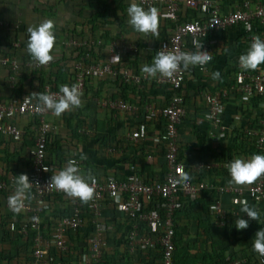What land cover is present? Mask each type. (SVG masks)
Here are the masks:
<instances>
[{"label": "crops", "instance_id": "obj_1", "mask_svg": "<svg viewBox=\"0 0 264 264\" xmlns=\"http://www.w3.org/2000/svg\"><path fill=\"white\" fill-rule=\"evenodd\" d=\"M90 1L0 0V57L15 59L20 64L23 63L25 65L24 59L27 57V50H25V47L21 51L17 50L22 45L27 44L28 33L26 29L29 26H37L44 20L50 19L55 25L54 35L56 39L52 52L54 57L53 62H59L66 67L72 65V71L74 72L76 67L81 63H76L72 55L75 49L70 45V42H78L77 39L87 42V40L95 36L89 20L92 15H95L99 11V6ZM209 1L212 2V6L207 11L192 10L183 3L180 7L179 16H182V18L188 16L193 21L207 20L214 13L219 12V15H225L234 12L240 9L242 4L247 1L252 6L261 3V0ZM127 4L129 3L127 2ZM153 7L157 8L159 13V37L136 32L128 23L129 17L123 23L115 20V12L110 13V17H108L110 22L108 29L113 37L118 35L119 40L117 42H126L125 44L128 46L134 45L132 48L135 47L136 51L133 52L135 53V57L130 56V59L125 61L138 60L140 62V68L145 64H152L154 51L159 45L158 42L169 40L175 31L169 22L161 19L164 13V5L161 4ZM145 9L147 10L148 8ZM16 29L18 30L19 48L16 47V42H10V36H14V30ZM73 32L76 34H73ZM243 32H245L243 28L230 27L223 31L209 34L203 40V46L209 45L213 48V63L209 71L202 73L197 66L190 67L186 71L183 94L186 96L184 100L186 101L187 116L180 124L179 150L182 152V156L181 153L179 156H181L180 158H182L183 163H185V166H187L191 174L196 173V165L200 162L213 163L215 161L214 155L226 148L228 139L232 135L231 132L228 137L222 140L217 137L216 134H218V131L216 127L204 118L207 104L197 91L199 88H205L206 90L217 89L216 93H213L217 94L222 89L219 86V79H212V73L218 71L220 76H227L235 66L238 65L239 67V56L245 54L249 49L248 44L241 37L244 34ZM71 34L73 35L70 36ZM150 46L153 48L150 49ZM99 50L96 49V53ZM197 50L190 44V41H187L183 52H195ZM108 54L109 48H106L95 62H106ZM29 66H35V64L27 62L26 67ZM129 66V63H125L121 72H131ZM154 80L150 78L142 86L130 85L132 89L133 86H136L137 89H131V91L126 92L130 100L129 102L141 103L143 106L154 105L158 108L168 105L172 95L169 87L166 85L158 86ZM39 83L38 76L30 75L24 70H21V68L18 72H10V69L0 66L1 101L8 102L17 97L19 94H15V91H22L23 96L27 94L31 95L32 93H41ZM120 85H122L121 80H117V77L111 75L102 79H89L86 82V87L83 92L82 107L67 111L60 117H56L52 112L48 115L47 120L56 127L52 132V141L55 143L58 142L60 146L64 147L60 150L54 147L50 150L52 153H48L47 155L52 175L62 170L67 165L69 159L85 157L79 164L81 174L85 176L90 174L100 181L111 176H114L118 180H123L129 175L131 167L149 183L164 180L168 171L165 158L166 149L162 142L156 143L154 140L159 136H164L165 120L146 121L141 113L131 115L123 111H110L99 108L96 105L97 99H115V96H119L121 92ZM48 86L46 85V87ZM204 92L206 94H212V91ZM141 93L145 95V99L148 100L147 102H143L141 97H139ZM223 102L226 110V121L235 127L237 124H233L234 113L239 108L241 102L236 97L223 99ZM72 115L71 127H76L77 124H81L78 129V134L75 135L69 130L68 123L65 121V119L68 121ZM16 122L21 127L24 136L22 141L17 143L2 136L0 137V176H4L8 172H11L15 178L20 174H27L28 176L31 174L29 150L35 144V140L34 142L31 141L33 138H36L38 122L31 117L19 118ZM141 125L145 126L147 134L143 139L135 141L131 138V134ZM186 146L191 147V151H188ZM244 157L241 155L237 158L244 159ZM13 193L7 192V195L0 194V255H2L0 257V264H28L30 259L27 260L26 256L25 258L24 256L23 258L21 257L23 247L25 250L26 248H29V251L32 250V248L26 247L28 237L20 234L23 238L18 239L16 236L11 235L8 228L11 221L17 219L22 221L28 218L27 215L21 212L18 214L14 213L8 207V197ZM198 199L192 201L193 211L190 214L184 213L185 210H183L184 212L182 211L180 214H176V218H174L177 225L181 228L178 238L182 237L184 243H189L190 249L198 237L205 239L206 230L203 228L208 229L209 227V224L206 222V216L202 212V207H206L207 214L211 215L210 206L218 199L227 210L233 208L230 204V196L217 195L214 189L204 192ZM245 200L261 216L264 215V208L260 207L261 205L255 204L248 196L245 197ZM71 202L72 199H68L65 195H53L46 198L44 203L46 210L41 216L40 229L47 241L52 240L56 221L66 216L68 211L72 209ZM187 203L188 201L184 204ZM239 208L241 207L237 208L238 212L242 214ZM103 209L109 211L113 209V206L109 204L108 206H104ZM89 211H83L81 234L79 236L72 235V238H68L70 251L66 253L71 256V264H76L75 262L77 264H84V259L81 260L80 257V250H85L84 246L86 243H83L84 239L87 238L86 240H89V244H86L88 250L90 249L92 239L100 228L105 229L103 230L105 258L108 256L110 259L116 260L118 264H153L160 262L159 251H153L151 254L145 252L143 257L137 256L133 259L132 254L135 249L132 250L130 245V234L133 222L124 214L119 212L113 214L112 212L105 217L103 210L100 216H95ZM201 212L202 216L199 217L198 213L201 214ZM233 217H236V215H232L227 223H230ZM212 220L216 228L214 233L220 234L217 229L224 227L217 226L216 219L213 216ZM255 224L256 226L254 225L247 229L239 230L238 232L235 231V235L232 237L233 242L230 245L225 243L219 249L230 246L231 250L227 255H233L234 253L240 254L244 251L248 257H252L255 252L253 250V241L256 234L255 229L256 227L264 229V221L261 225L258 224L259 226L257 222ZM55 250L56 248L51 244L49 247L50 254H53ZM193 250H195L194 247ZM128 255H131L129 261L127 258ZM29 256L31 258V254ZM156 256H158V259L154 258ZM241 259L243 258H235L233 260ZM55 261L56 259L53 263L58 264Z\"/></svg>", "mask_w": 264, "mask_h": 264}, {"label": "built area", "instance_id": "obj_2", "mask_svg": "<svg viewBox=\"0 0 264 264\" xmlns=\"http://www.w3.org/2000/svg\"><path fill=\"white\" fill-rule=\"evenodd\" d=\"M143 7H153L163 4L165 11L163 18H169L177 21L179 18V5L186 4L194 10L207 11L211 8L212 2L209 0H132ZM219 13V12H218ZM214 13L207 20H194L178 24L169 40L161 42L158 51L167 48V50L183 52L185 44H190L196 49L193 41L203 40L212 32H220L230 27L243 28L244 42L250 47L253 37L260 36L264 40V2L252 6L250 2L242 4L240 9L225 15ZM87 42L71 41L73 48H81ZM92 44H95L93 42ZM19 46V45H17ZM213 48L204 45L201 51L205 50L212 55V60L206 64L203 69L198 66L202 73H207L213 63ZM135 50V47L128 46L123 42H114L109 47L108 58L106 62L89 63L90 53L87 52L85 58L86 63L79 64L75 69V77L73 84H79L82 93L85 90V83L88 79H102L109 75L117 77L116 68L121 61H113L114 55H119L121 60L123 56ZM136 51V50H135ZM18 61L15 59L0 57V65L9 67L12 71H18ZM50 63L44 67H48ZM37 67H40L37 64ZM125 84L141 85L148 82L150 78L146 77L142 72L133 73V71L120 72ZM186 71H178L173 78H163L159 75L155 78L158 86L166 85L171 91L169 104L164 107H155L154 105L143 106L141 103L136 104L127 102L124 99H97L98 107L108 110H116L127 112L131 115L141 113L146 121H154L164 119L166 122L164 136L155 138L156 143H163L166 149L167 174L162 181L149 183L145 181L133 167L130 169L129 175L118 180L114 176L108 177L103 181L95 179L94 197L88 203V209L95 215L100 216L102 209L108 202L117 211L125 214L131 220L132 231L130 234L131 249L134 250L138 245L142 248L156 249L158 246L162 248V264H173V255L175 251V228L174 214L183 203L188 200H197L204 192L214 189L217 195L230 196L232 209L223 207L220 200L216 199L210 206V213L216 219L217 226H226L232 215H239L238 207L246 201L248 196L255 204L264 202V176L259 177L248 188H236L231 185L217 186L205 181L195 182L192 179L185 186L173 187V179L177 176L178 170L189 173L187 166L183 163L179 156V126L183 119L187 116L185 106L183 87L185 82ZM42 93L60 95L59 90H53L50 86L46 87ZM203 101L207 104L205 120L214 125L218 131L217 137L225 139L229 133L245 138L253 143L257 150L264 155V64H261L257 70L245 71L240 68L233 77V82L228 88L220 90L217 94H200ZM83 96V95H82ZM236 97L240 100L239 108L236 109L233 118L235 127L227 123L225 118V104L223 99ZM82 99V97H81ZM258 103H253V101ZM38 100L34 96L24 95L15 97L5 102L0 100V135L6 139H12L14 142H20L23 138V131L16 123V120L23 117H31L37 120L38 129L36 133L35 144L29 150L31 160V174L29 180L33 183L30 193V200L25 201V208L21 211L28 218L20 221H11L8 225L9 231L23 236H30L35 233L33 240V249L28 264H50L55 257L50 254L49 247L52 244L57 252L66 253L69 250L68 232H77L83 226L82 207L83 203L77 198H71L72 213L63 216L57 220L52 234V240L47 241L41 232V216L46 210L45 200L48 196L64 195L62 191L47 187L51 179V166L47 163V143L49 142L52 132L56 129L47 120L51 111H37ZM247 117V125L244 124ZM257 121V122H256ZM244 124V126H242ZM241 127V128H240ZM146 128L141 125L131 134V138L135 141L141 140L146 136ZM164 140V142H163ZM77 161V164L83 159L71 158ZM244 159H246L244 157ZM214 163V164H213ZM202 163L196 165V172L200 170H210L215 167H222L228 172L227 165L229 161H223L222 164ZM47 169L45 171L44 169ZM15 176L11 175L7 180H0V191L7 190L14 192ZM91 184V181H89ZM157 197L165 199L164 206L165 217L161 215L163 209L160 202H157L154 208L149 209L148 205L153 203ZM214 209V210H213ZM247 216V214H246ZM32 217H37L36 221ZM142 224H146L150 228L151 235H140L139 228ZM104 228H100L91 241L89 254L84 258V264H100L103 258V249L105 247ZM51 242V243H49ZM246 260H233L229 264H245Z\"/></svg>", "mask_w": 264, "mask_h": 264}, {"label": "trees", "instance_id": "obj_3", "mask_svg": "<svg viewBox=\"0 0 264 264\" xmlns=\"http://www.w3.org/2000/svg\"><path fill=\"white\" fill-rule=\"evenodd\" d=\"M90 2H94L99 6V11L95 14L92 15L90 18V25L93 27V34L95 36H93L90 40H87V43L85 45H82L81 48H74L75 51H73L72 55L74 56V59L76 61V63H86V61H81L83 58H85V55L87 54V52L90 53V57H89V63H93L96 61V59L99 58V55L106 50V48H109L114 42H117V40H119L118 35L116 37H113L110 30L108 29V24H110L108 17H110V13L115 12L116 14V18L115 20L117 22L123 23L126 21V19H128V15H127V8L130 6L131 3H133L132 0H91ZM127 2L129 4H127ZM261 2H264V0H261ZM138 4V3H137ZM139 5V4H138ZM182 4L179 5V11H180V7ZM141 6V5H140ZM157 6V5H156ZM143 7V6H141ZM143 8H149V7H143ZM189 8V7H188ZM192 9V8H190ZM194 10V9H192ZM164 11H165V6H164ZM117 13H119L117 15ZM179 14V13H178ZM162 20H164L165 22H169L170 26L175 30L176 26L178 24L184 23V22H191V20L193 21V19L189 18L188 16L185 18H182V16H179L177 21H173L169 18H161ZM241 29V28H240ZM15 34L14 36H10V42H16L18 43V30H14ZM245 34V32H243ZM73 34H76L75 32H73ZM73 34H71L70 36H72ZM243 34V35H244ZM243 37V36H241ZM78 42H85L84 40H79L77 39ZM95 42V44H92L93 42ZM159 45L161 44V41L158 42ZM158 45V47H159ZM25 47V50H27V44L23 45V48ZM96 49H100L99 52L96 53ZM158 52V48L154 51V56L156 55V53ZM137 53H139L137 51ZM130 56H132V52L127 53L123 56L122 60H121V64L116 68L118 74H117V80H121L122 85H120V94L119 96H115L114 98H121L126 100L127 102L130 101L129 97L126 95L127 91H131V86L129 84H125L123 82V79L120 76V72L122 67H124L125 63H129L130 64V69L131 71H133V73H140L141 72V68L139 67L140 62L138 60H134V61H130V62H126L125 60L130 59ZM138 57V56H136ZM25 65L23 63L19 64L18 62V66L21 67V70H24L26 73H29L30 75H34V76H38V81L39 86H40V90H44V88L46 87V85H49L53 90H58L60 89L61 85L67 84L69 87H71L74 83V73L72 71V65L70 67H66L64 65H61L59 62H50V65L46 68L44 66L35 68V66H29L26 67V63L27 62H31L33 64H38L37 62H35L34 60H32V58L30 57L29 53L27 54V57L24 59ZM1 66V65H0ZM2 67V66H1ZM6 69H10L9 67H5ZM239 70L238 65L235 66L232 71H230L228 73L227 76H220L219 78V86L224 89V88H228L231 83L233 82V77L235 72ZM19 71V70H18ZM18 71H12L10 69V72H18ZM12 74V73H11ZM48 83V84H47ZM146 83V82H145ZM144 85L141 84L140 86ZM133 89H137L136 86H133ZM132 89V90H133ZM221 89V90H222ZM140 90V89H139ZM204 91H212V93H216L217 89H205V88H199V90L197 91L198 94L200 95L201 93H203ZM15 94H19L17 95V97H22L23 96V92L22 91H15ZM28 96H32L30 94H27ZM141 93L139 94V97H141L143 102H147L148 100L145 99V95ZM186 98V96H184ZM140 100V102H142ZM253 103H258V101H253ZM185 106H186V101H185ZM72 116H70L69 120L67 121L65 119V121L68 123V128L69 130L73 133V135L78 134V129L80 128L81 124H77L76 127H71L72 125ZM257 122V121H256ZM17 123V122H16ZM19 125V124H18ZM181 129V127L179 126V130ZM24 136V134H23ZM1 137V135H0ZM23 139V138H22ZM36 138H33V140L31 142H34ZM11 141H13L12 139H9ZM14 142V141H13ZM17 143V142H15ZM58 148L63 149L64 147L60 146V143L58 142H54L52 141V138H50L49 142L47 143V155L48 153H52L50 152V150L52 148ZM188 151H191V147L186 146ZM179 148H180V141H179ZM57 149V150H58ZM181 153L182 156V152L179 150V154ZM64 155V153H62ZM254 154H260L261 153L257 150L256 146L251 143L250 141H248L245 138H241L237 135L232 134L231 137L228 139V145L226 146V148L224 150H221V152H219L218 154L214 155V162L218 165V164H222L223 161H229L232 162L234 159H236L237 157H240L241 155L245 156L246 159H249L252 155ZM180 156V157H181ZM30 158V157H29ZM182 159V158H181ZM70 160V159H69ZM68 160V161H69ZM47 163L49 164L48 160ZM30 165H31V160H30ZM31 167V166H30ZM12 175L11 172H8L6 175L4 176H0V180H7L10 176ZM191 179L193 181H206L209 183H212L215 187L217 186H224V185H229V180L231 178L228 177V172L222 168V167H215L213 169L210 170H200L199 172H196L194 174H189ZM251 186V185H250ZM247 186L246 188L250 187ZM7 192H11V191H7V190H3L0 191V194H4L7 195ZM68 199H71V197H68L66 194H64ZM60 196V195H59ZM199 200V199H198ZM71 201V200H70ZM157 202H160L161 206H162V210L161 215L164 218L165 217V199L161 198V197H157L156 200L153 203H150L148 205L149 209L154 208L155 204ZM89 203V202H88ZM88 203H83V207H82V213H81V217L83 218V211H89L88 209ZM110 203H106L105 206L109 205ZM257 205H261L260 207L264 208V202L257 204ZM71 209V207H70ZM209 209V208H208ZM240 209V208H239ZM69 210V209H68ZM103 210V215L105 214V217H107V215L109 213L116 214L118 211L116 208L113 207L112 210ZM114 210V211H113ZM185 210V212L183 211ZM190 214L193 211V202L192 200H188L187 204L182 205L181 208H178L174 214V218H176V214H180L181 212ZM90 212V211H89ZM202 212L203 214H205L206 216V222L209 224L208 229L203 228L204 230H206V237L205 239L203 238H197L195 244L193 243V247L195 248V250H193V247H191V249L189 248V243H184V241H182V237L178 238V234L181 231V228L179 227V225H177V223L174 220V228H175V237H174V243H175V251H174V255H173V264H229L231 261H233V259L235 258H243L246 260L245 264H264V257H261L257 252H254L252 257H248L247 253H245L244 251H242V253L240 254H233V255H227V253L230 252L231 248L230 246H226L224 248L219 249V247H221V245L227 243L230 245V243L233 242V236L235 235V231L238 232L239 230L236 229L235 227V220L238 217H242L244 219H248L249 220V227L251 226H256V222L257 225H261L264 221V215H260V220H251L248 218V216H245L246 213H242L236 217H233L230 223L226 224V227L222 228V229H217L220 234H215L214 232L216 231V228L213 225V220H212V216L210 214H207L206 212V207H202ZM202 212L201 214L198 213V216H202ZM241 212V210H240ZM72 213V209L70 211H68V213L66 215H70ZM120 213V212H119ZM123 214V213H122ZM125 215V214H124ZM109 217V216H108ZM100 219H102L100 217ZM57 222V221H56ZM57 223H55L56 225ZM107 225V224H106ZM258 225V226H259ZM248 227V228H249ZM260 228L256 227L255 232H257ZM150 228H148V226L146 224H142L139 228V233L140 235H151L150 233ZM81 229H79L77 232H68L67 233V238L71 237L72 235H80L81 233ZM12 236H16V238L18 239H22L23 236H21L20 234H15V233H11ZM35 238V233L33 232L31 234V236H28L27 239V246L26 247H30L33 249V240ZM87 239V238H86ZM84 239L83 243H86L87 245L89 244V240ZM79 241H81V239H79ZM85 244L84 249L85 250H80V257H86L89 254V249L87 250V245ZM24 258L26 256V259H30L29 254L32 253V250L29 251V248H26V250L24 249ZM29 251V252H28ZM70 251V247L69 250ZM153 251H159L160 252V262H156L153 264H162V248L161 246H158L156 249H152V248H142L140 245H138L135 250L133 251V259H135L137 256L143 257L145 255V252L147 254H151ZM54 255L56 262H58V264H71V256L68 253H60L57 252V250H55V252L52 254ZM67 257H66V256ZM2 255H0L1 257ZM22 257V256H21ZM131 257V255L127 256L128 261L131 259L129 258ZM156 259H158V256L154 257ZM127 261V260H126ZM52 264H54L52 262ZM100 264H118V262L114 259H110L108 256L107 258H105V252L103 249V258L100 262ZM151 264V263H149Z\"/></svg>", "mask_w": 264, "mask_h": 264}, {"label": "clouds", "instance_id": "obj_4", "mask_svg": "<svg viewBox=\"0 0 264 264\" xmlns=\"http://www.w3.org/2000/svg\"><path fill=\"white\" fill-rule=\"evenodd\" d=\"M127 15L129 17L128 23L136 32L159 37V13L157 8L151 7L146 10L133 2L127 8ZM54 28V22L47 19L37 26H29L26 29L28 33L27 52L32 60L41 66L48 65L54 59L52 55L56 42ZM193 44L196 49H198L195 52H177L167 50V48L158 51L153 58L152 64H145L141 68V72L145 74L146 77L152 79H155L158 75L163 78L171 79L181 70V66L185 71L197 65L201 66L203 69V67L212 60V55L205 50H200L203 49V45L200 41L194 40ZM112 60L118 62L121 61V58L119 55H114ZM261 64H264V40H262L260 36H255L247 52L239 56V66L245 71H254L257 70ZM219 78L220 73L218 71L212 73L213 80ZM31 95L38 100L37 111L42 112L48 110L56 117H60L67 111H72L73 109L83 106V93L80 90L79 84H73L71 87L67 84L61 85L60 95L58 97L54 94L42 92L32 93ZM84 158L85 157H81V159ZM227 168L231 177L229 185L235 186L236 188L250 186L259 177L264 176V155L254 154L249 159L236 158L227 165ZM44 170L47 171L46 168ZM190 179L191 177L186 171L181 172L178 170L177 176L172 181L173 187L178 185L185 186ZM89 181H91V184ZM93 184H95L94 177L90 174L87 176L82 175L77 161L70 159L62 170L51 176L47 187L62 191L68 197L77 198L82 203L86 204L94 197ZM32 185L33 183L30 182L27 174L16 176L14 193L8 197L7 201L10 210L18 214L25 208V201L31 198L30 193ZM240 210L242 213H246L249 219L260 220L258 211L250 206L247 201L241 204ZM37 219V217H32L33 221ZM220 226L223 227L222 224ZM235 227L237 230L247 229L249 227V220L238 217L235 220ZM31 234L32 233H30V235ZM253 250L261 257H264V229H260L256 232L253 241Z\"/></svg>", "mask_w": 264, "mask_h": 264}, {"label": "rangeland", "instance_id": "obj_5", "mask_svg": "<svg viewBox=\"0 0 264 264\" xmlns=\"http://www.w3.org/2000/svg\"><path fill=\"white\" fill-rule=\"evenodd\" d=\"M125 43H126V42H125ZM133 44H134V43H133ZM17 45H19V46H17ZM130 45H131V44H130ZM131 46H134V45H131ZM16 47H17V48L20 47V43H19V42L16 43ZM22 48H23V45H22V46L20 47V49L17 50V51H21ZM149 48L152 49L153 47L150 46ZM133 52H135V50L132 51V56L135 57V53H133ZM18 63L20 64V62H18ZM20 68H21V67H19V70H20ZM35 68H38V67H37V64H35ZM244 124L247 125V117H245ZM240 128H241V127H240ZM23 250H24V247H23V249H22V251H21V254H24L25 251H23ZM21 256H22V258H23L24 255H21ZM83 259H84V257H81V260H83ZM75 263L77 264V262H75Z\"/></svg>", "mask_w": 264, "mask_h": 264}]
</instances>
